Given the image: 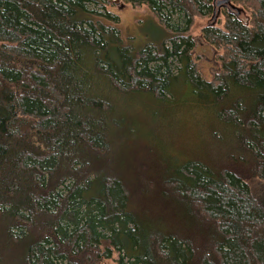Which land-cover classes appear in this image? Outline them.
Here are the masks:
<instances>
[{
	"label": "trees",
	"instance_id": "1",
	"mask_svg": "<svg viewBox=\"0 0 264 264\" xmlns=\"http://www.w3.org/2000/svg\"><path fill=\"white\" fill-rule=\"evenodd\" d=\"M109 1L0 0V264H264V0H123L169 31L138 48ZM181 98L204 155L138 157V102Z\"/></svg>",
	"mask_w": 264,
	"mask_h": 264
},
{
	"label": "rangeland",
	"instance_id": "2",
	"mask_svg": "<svg viewBox=\"0 0 264 264\" xmlns=\"http://www.w3.org/2000/svg\"><path fill=\"white\" fill-rule=\"evenodd\" d=\"M90 7L102 11L110 9L112 13H118V28L125 40L135 48L147 42L159 41L169 34L168 29L159 22L146 4L134 6L123 0H111L107 8L101 7L100 4H90ZM208 21V17L197 16L191 32L197 41L194 48L195 59L205 76L211 78L218 66L216 58L218 51L201 36V29ZM138 103L141 118L138 134L140 141L137 143L138 157L147 158L154 149L157 153L165 151L181 161L204 155L210 145L212 119L197 106L196 102L184 101V98H181V106L175 116L174 108L168 104L151 101ZM184 103L187 105L185 108L182 106ZM115 256L118 254L115 253ZM109 264L117 263L112 260Z\"/></svg>",
	"mask_w": 264,
	"mask_h": 264
},
{
	"label": "water",
	"instance_id": "3",
	"mask_svg": "<svg viewBox=\"0 0 264 264\" xmlns=\"http://www.w3.org/2000/svg\"><path fill=\"white\" fill-rule=\"evenodd\" d=\"M230 0H219V3H222V2H229Z\"/></svg>",
	"mask_w": 264,
	"mask_h": 264
}]
</instances>
